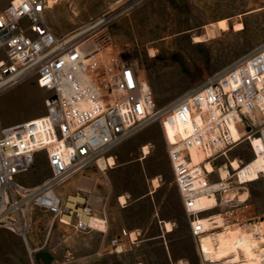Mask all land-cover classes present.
<instances>
[{"label":"built area","instance_id":"built-area-1","mask_svg":"<svg viewBox=\"0 0 264 264\" xmlns=\"http://www.w3.org/2000/svg\"><path fill=\"white\" fill-rule=\"evenodd\" d=\"M50 1L5 0L0 6V95L32 74L48 92L42 115L0 126V227L28 243L34 213L42 210L53 222L79 231L106 232L107 197L96 190V182L87 185L94 180L87 169L97 166L105 173L99 165L102 156L152 122L163 127L184 123L189 133L167 141L174 181L200 264H226L207 255L202 238L216 239L219 232L241 225L250 206L249 196L241 199V188L255 177L264 178V149L259 152L251 140L257 136L264 143V120L260 126L253 122L264 115V44L159 107L130 51H115L108 28L98 27L104 18L87 29L58 34L48 19ZM245 140L253 155L261 153L260 162L252 166L240 159L235 167L228 153ZM193 150L203 159L194 161ZM41 152L51 175L34 185L21 182L18 178L35 166ZM222 157L226 161L215 166ZM206 161L216 170H208ZM222 166L228 170L225 176L219 171ZM203 196L213 197L215 204L200 206ZM202 216H207L208 226ZM128 236L132 240L123 228L118 242ZM29 251L32 255L35 250Z\"/></svg>","mask_w":264,"mask_h":264},{"label":"rangeland","instance_id":"rangeland-1","mask_svg":"<svg viewBox=\"0 0 264 264\" xmlns=\"http://www.w3.org/2000/svg\"><path fill=\"white\" fill-rule=\"evenodd\" d=\"M4 3L0 0V6ZM100 18L104 22L98 27L108 28L114 50L130 51L139 63L159 107L264 44V0H59L48 11L49 22L58 34L87 29ZM221 18L228 19L229 29L218 27L216 22ZM238 22L243 23V29L235 30ZM201 34L204 41L195 42L194 37ZM47 94L33 74L4 91L0 95V126L42 115ZM262 120L257 116L253 122L260 126ZM188 130L189 124L163 127L160 122H152L102 156L99 163L105 165L113 156L114 168L107 167L105 173L97 166L87 169L96 182V190L107 197L105 207L110 222L106 232L79 231L53 222L50 214L36 210L28 243L22 236L0 227V264H44L35 260L34 253L40 249L54 255L51 264H134L140 259L146 264H170V259L163 258L162 246L174 262L200 264L167 151V141H175V132ZM251 140L258 150L263 147L259 145L263 144L261 138L251 136ZM144 146L149 150L145 158ZM228 155L230 160L244 162L255 156L246 140ZM225 161L219 158L215 166ZM50 175L47 156L41 152L35 166L18 179L34 185ZM155 178L159 180L157 188ZM241 192L248 193L250 203L242 213L241 225L264 218V178L247 183ZM121 195L126 198L123 205L119 202ZM165 221L172 223L173 230L166 231L162 238H154L165 229ZM123 228L134 233L132 240L128 236L118 242ZM121 242L123 250L117 251ZM30 249L35 250L32 255Z\"/></svg>","mask_w":264,"mask_h":264},{"label":"bare ground","instance_id":"bare-ground-1","mask_svg":"<svg viewBox=\"0 0 264 264\" xmlns=\"http://www.w3.org/2000/svg\"><path fill=\"white\" fill-rule=\"evenodd\" d=\"M119 1V0H118ZM51 8L54 7V3L51 0L50 1ZM101 21L97 22L99 24ZM216 24L219 28L222 30L229 29V22L227 18H221L219 19ZM244 25L242 22H238L235 24L234 28L235 30H241L243 29ZM214 33V32H213ZM208 34V33H207ZM206 35V34H205ZM204 36V35H203ZM202 34L197 35L194 37L195 42H203ZM155 51V50H154ZM154 53V52H153ZM146 84L149 85L147 79L144 81ZM150 86V85H149ZM262 119L264 120V115H261ZM35 117H32L28 120L34 119ZM263 122V121H262ZM190 131H187V133L181 131H176L174 134V139L178 140L186 136ZM263 145L261 146L262 149H264V143L259 144ZM257 149V148H256ZM258 150V149H257ZM260 152V149L258 150ZM143 153L145 154L143 158L147 157L149 150L147 146L143 147ZM261 153H259V156ZM259 156L256 155L249 161L252 166H256L259 164L260 159ZM193 158L194 161H199L203 159V155L200 154L198 151L193 150ZM233 166L237 167L240 165L239 161L237 159L231 160ZM104 163V161H103ZM206 167L211 172L215 171V167L213 164L209 161H206ZM115 158L113 156L108 157L106 160V165L99 163L101 170H105L107 167L114 168L115 167ZM220 173L225 176L227 174V168L222 166L219 169ZM93 178V177H92ZM94 179V178H93ZM257 180V177L253 178L252 181ZM90 181L88 186H92L94 183V180H88ZM159 186V180L157 178L154 179V187ZM245 194V195H244ZM244 195V196H243ZM248 196L247 192H244L240 195L242 200H245ZM120 200L125 203L126 198L124 195L120 196ZM215 199L213 197L203 196L199 200L200 206L205 205H214ZM217 222H222V218L219 214L216 215ZM202 222H204L205 226H208L210 221L208 220L207 216L200 217ZM93 225L101 226L98 222H92ZM165 228L168 232L173 230V225L170 221H165L164 223ZM134 234L133 232L131 233ZM135 238V236H134ZM202 244L203 249L207 252V255L211 257L213 260L220 261L224 260L226 261V264H264V218H261L259 220H253L246 225H240V226H234L232 228H229L227 230H224L222 232H219L217 234L216 239H213L209 235H205L202 238ZM118 251H122L123 247L122 245H119L117 247ZM141 264V263H137ZM180 264H183L182 262Z\"/></svg>","mask_w":264,"mask_h":264},{"label":"crops","instance_id":"crops-1","mask_svg":"<svg viewBox=\"0 0 264 264\" xmlns=\"http://www.w3.org/2000/svg\"><path fill=\"white\" fill-rule=\"evenodd\" d=\"M125 196V195H124ZM165 223V222H164ZM163 227V226H162ZM164 227H165V225H164ZM163 227V228H164ZM166 229V228H165ZM165 229H163V231H160L154 238H162L163 236H164V233L166 234V231L167 230H165ZM129 232H130V234L132 233V231L131 230H129ZM168 232V231H167ZM119 234H120V232H119ZM162 247H164V252H163V258L164 259H166V260H168V259H170V261H171V263L170 264H180V261L179 260H177V261H175L174 262V260H173V257H172V255H170V253L169 252H167V250H166V247L165 246H162ZM53 257H54V255H53ZM137 263H141V264H146V261H144L143 259H140V260H138L136 263H134V264H137ZM55 264V263H54Z\"/></svg>","mask_w":264,"mask_h":264},{"label":"water","instance_id":"water-1","mask_svg":"<svg viewBox=\"0 0 264 264\" xmlns=\"http://www.w3.org/2000/svg\"><path fill=\"white\" fill-rule=\"evenodd\" d=\"M34 256L37 262L42 261L44 264H51L53 262V254L48 250H37L35 251Z\"/></svg>","mask_w":264,"mask_h":264}]
</instances>
